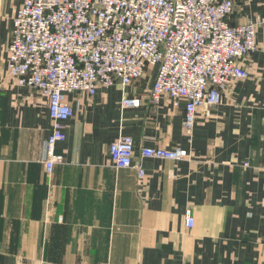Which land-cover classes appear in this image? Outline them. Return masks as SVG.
I'll use <instances>...</instances> for the list:
<instances>
[{"label":"crops","instance_id":"obj_1","mask_svg":"<svg viewBox=\"0 0 264 264\" xmlns=\"http://www.w3.org/2000/svg\"><path fill=\"white\" fill-rule=\"evenodd\" d=\"M24 1L0 0V264H264V24L242 62L250 77L225 90L220 106L199 110L192 140L184 102H150V68L125 91L116 83L93 97L67 95L74 116L57 147L65 164L47 174L49 101L8 72ZM233 1L231 26L264 23V0ZM124 92L140 107L122 108ZM122 136L134 140L143 180L114 167L109 148ZM143 148L190 158L141 159Z\"/></svg>","mask_w":264,"mask_h":264},{"label":"built area","instance_id":"obj_2","mask_svg":"<svg viewBox=\"0 0 264 264\" xmlns=\"http://www.w3.org/2000/svg\"><path fill=\"white\" fill-rule=\"evenodd\" d=\"M233 0H25L17 11L8 48V72L18 86L38 90L49 101L51 133L42 164L47 174L65 164L57 147L74 111L67 95L91 97L100 87L120 83L123 91L150 68L157 73L149 92L159 105L169 97L185 103L183 129L193 139L200 109L218 107L223 92L246 80L242 62L258 50L257 31L264 23L247 20L231 26ZM142 100L124 92L122 108ZM117 170L134 168V140L122 136L109 148ZM141 159L184 161L181 148H143ZM188 229L194 227L190 212Z\"/></svg>","mask_w":264,"mask_h":264}]
</instances>
